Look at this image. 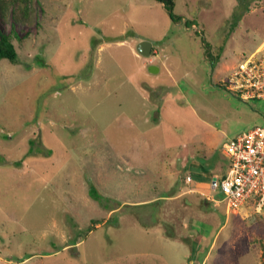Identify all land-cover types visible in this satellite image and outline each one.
<instances>
[{"label":"rangeland","instance_id":"1","mask_svg":"<svg viewBox=\"0 0 264 264\" xmlns=\"http://www.w3.org/2000/svg\"><path fill=\"white\" fill-rule=\"evenodd\" d=\"M30 2L29 23L0 20L17 51L0 61V264H264L262 209L179 179L226 170L223 144L264 125V99L227 87L264 56V0H175L178 22L157 0Z\"/></svg>","mask_w":264,"mask_h":264},{"label":"built area","instance_id":"2","mask_svg":"<svg viewBox=\"0 0 264 264\" xmlns=\"http://www.w3.org/2000/svg\"><path fill=\"white\" fill-rule=\"evenodd\" d=\"M227 87L243 98L264 99V56H247L232 68ZM228 158L226 175L209 180L211 191L221 198L211 196L212 202H223L228 209H262L264 206V125L255 126L223 144ZM186 183L193 182L190 175Z\"/></svg>","mask_w":264,"mask_h":264},{"label":"trees","instance_id":"3","mask_svg":"<svg viewBox=\"0 0 264 264\" xmlns=\"http://www.w3.org/2000/svg\"><path fill=\"white\" fill-rule=\"evenodd\" d=\"M30 1L31 0H0V20L5 24L8 20L7 18L10 12L12 17L11 26H13L15 22L22 24L29 23L33 13ZM157 1L163 5L164 9L168 13V16L173 22H178L181 20V17L177 16L174 13L175 0ZM184 23L187 27L195 24L194 21L188 20H185ZM15 34L16 33L13 30L7 31L5 27L0 26V61L6 59L9 62L14 63L17 60V51L13 43V37H15ZM216 168L219 170L215 169V166L212 165L207 167H204L199 164H195L194 166L185 165L181 168V174L179 179L182 182V180H185L187 175H190L193 180H198L199 178H211L212 176H214V172L216 171L220 172V174L218 175V179L223 178L226 175L227 169L223 170L221 167L219 168L218 166ZM179 187H174L168 197L176 195V193L180 190ZM184 187H186V185ZM262 212L264 213V206L262 207ZM222 217H225V214H223Z\"/></svg>","mask_w":264,"mask_h":264},{"label":"water","instance_id":"4","mask_svg":"<svg viewBox=\"0 0 264 264\" xmlns=\"http://www.w3.org/2000/svg\"><path fill=\"white\" fill-rule=\"evenodd\" d=\"M137 52L143 56H149L152 52V45L148 41H142L137 45ZM156 68L155 66H150V70L154 71ZM213 182L215 181V178L212 179Z\"/></svg>","mask_w":264,"mask_h":264},{"label":"crops","instance_id":"5","mask_svg":"<svg viewBox=\"0 0 264 264\" xmlns=\"http://www.w3.org/2000/svg\"><path fill=\"white\" fill-rule=\"evenodd\" d=\"M213 177V176H212ZM212 177L211 178H206V179H204V178H199L198 180H193V182H191V184L194 186H192V190L194 191V192H198L199 194L200 193H203V195H205L204 194V192L202 191V188L204 189V185L206 184V186L207 187H209V180L210 179H212ZM207 180H208V183H207ZM195 183V184H194ZM190 189V188H189ZM188 189V190H189ZM210 189V188H209Z\"/></svg>","mask_w":264,"mask_h":264}]
</instances>
